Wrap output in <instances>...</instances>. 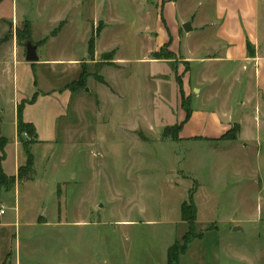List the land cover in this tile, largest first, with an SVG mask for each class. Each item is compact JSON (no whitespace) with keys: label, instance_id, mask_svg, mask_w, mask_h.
I'll list each match as a JSON object with an SVG mask.
<instances>
[{"label":"rangeland","instance_id":"374dc122","mask_svg":"<svg viewBox=\"0 0 264 264\" xmlns=\"http://www.w3.org/2000/svg\"><path fill=\"white\" fill-rule=\"evenodd\" d=\"M201 3L214 20L212 0L178 2V9L186 14ZM145 4L15 0L17 18L32 25L31 37L26 39L24 22L8 23L0 44L15 43L21 53L26 41L38 46L47 39L37 47L39 59L67 63L87 60L89 38L98 39L81 74L76 68L64 74L63 66L35 67L37 91L68 82L73 97L70 104L43 101L30 110L39 124L47 108L60 136L49 148L32 152L28 149L36 140L24 137L31 172L23 171L18 181L33 182L20 191L24 217L14 232L18 242L11 246L10 260L0 264L15 259L16 264H166L167 248L187 234L180 205L192 187L199 188L196 231L203 237L190 245L180 264H264V147L192 141L186 132L185 139L173 140L174 127L186 120L181 96L175 100L174 73L180 79L189 67L165 47L157 52L170 60L167 66L145 63L150 43L139 32L145 25L143 9L153 12ZM9 8L1 14L11 20ZM155 71L164 75L162 81L153 78ZM78 93L82 99L77 100ZM193 98L189 104L184 97L190 110L217 113L225 103ZM0 196L6 209L2 219L12 223L15 195L3 191ZM4 249L0 245V252Z\"/></svg>","mask_w":264,"mask_h":264},{"label":"crops","instance_id":"0c3cea01","mask_svg":"<svg viewBox=\"0 0 264 264\" xmlns=\"http://www.w3.org/2000/svg\"><path fill=\"white\" fill-rule=\"evenodd\" d=\"M141 1L147 2L145 5L153 9V12L144 11L143 9L145 25L139 32V35H142L150 43L146 49L145 63L152 67L165 64L167 66L168 62L165 61L170 60L163 61V59L155 57V54L158 53L157 51L165 47L179 64H187L189 67L188 72L180 78L182 92L184 97L189 100V104H192L193 97H196L195 99L198 97L220 98L225 102L223 103V108L216 111L217 113L199 109L190 110L189 117L180 126L176 136L177 139L206 140L215 143V145L229 142L235 147L243 143L245 148L255 144L257 147L263 148L264 1L212 0L214 20L210 19L202 9V3L195 9L183 14L178 9V2L185 3L187 0ZM14 2L15 0H0V35L5 31L3 26L11 23L16 27L19 22L29 23L32 34L31 23L23 16H20V19L17 18ZM9 5L12 12L11 20L6 19L5 15L1 14L3 10H10ZM64 22L61 21L60 24ZM185 23L191 25V31L188 33L182 29ZM97 39L98 36L94 39L93 55ZM43 45H35L36 54L37 47ZM85 60L67 61V63H64V61L60 60H41L38 57L36 63H27L25 61V48L24 52L20 53L15 43L0 44V134L7 139L3 149L4 156L1 168L5 176L16 179L14 186L10 190L0 189V193L13 191L15 195L14 206L11 208L13 212L12 223L2 219L6 215V209L0 196V207L4 208V214L0 218V245L5 246L4 251L0 252V263L6 259L10 260L11 246L13 242L17 245V235L14 232L21 227L20 222L22 217H24L19 207L20 191L24 189L23 187L33 182L17 180L19 168L25 166L27 162L26 148L22 141L19 140L17 134L18 107L22 106L23 122L32 124L36 132L35 140L37 143L33 144L28 150L32 152L34 147L49 148L60 136L56 125L53 124L54 119L48 118L51 114L45 108L43 109L45 118L38 124L29 115L30 110L43 103V101H47L46 104L48 106L59 107L66 103L70 104L73 91L68 88L67 82L63 83L58 89L40 93L36 90L35 67L37 63L42 66H63L65 67L63 70L64 74L69 73L72 68L78 69V74H81L82 64ZM89 60L90 55L86 61ZM113 62V65L117 67L121 63L117 59H114ZM43 74L48 77L47 71ZM153 74V78L162 81L164 75L161 76V73L156 71ZM168 74L173 73L170 72ZM174 77L173 79L176 80L177 74L174 73ZM23 89L29 97L22 94L21 90ZM221 91L222 94L219 96ZM174 92L176 100L179 94L177 82ZM80 96L83 95L79 94V98L76 97L78 98L77 100L82 99ZM231 99H233V103L230 106ZM236 114L238 121L232 122ZM182 122L180 121V124ZM231 131H236L234 140L225 137ZM184 132L187 133L185 138H183ZM260 152L258 151L256 156H260ZM183 179L185 178L183 177ZM191 189H194L193 201L196 206L197 226L198 207L196 200L199 188L192 187ZM191 189L188 190V194ZM34 220L33 216L32 225H35ZM190 245L187 252L181 257L180 263L182 258L188 255ZM14 264H16V259Z\"/></svg>","mask_w":264,"mask_h":264},{"label":"trees","instance_id":"16d2710c","mask_svg":"<svg viewBox=\"0 0 264 264\" xmlns=\"http://www.w3.org/2000/svg\"><path fill=\"white\" fill-rule=\"evenodd\" d=\"M25 27L28 30L27 37L26 39H30L31 37V28L29 23H25ZM58 33V29L54 30L51 34L50 37L56 36ZM46 39L41 41L39 45H43L45 43ZM88 51L90 55H93L94 52V37L92 36L91 39L89 40V47ZM155 57L157 59H162L161 56L156 53ZM177 85L179 87V95L181 96V107L184 108L185 111V119H187L190 115V109L187 106V103H184V94L182 92V87H181V81L176 78ZM75 82H71V84H74ZM74 91V89H72ZM34 100V99H33ZM186 101V100H185ZM187 102V101H186ZM17 117H18V122H17V134L18 138L20 141L23 142L25 146V136H28L31 138L33 141L36 138V132L34 129V126L29 123H25L22 120V106L18 107V112H17ZM184 120L180 125H177L174 127L176 134L180 130V126L185 122ZM235 133L236 131H231L227 133L225 136L227 139H235ZM232 134L231 137L228 135ZM177 139L176 136H174L173 140ZM7 143V139L2 137L0 134V189L4 188L6 191L10 190L12 186L14 185L16 179L14 177H7L3 173V170L1 168V162L4 156L3 149ZM26 148V154H27V162L25 166L19 168L18 174H17V180L21 179L22 176L24 175L22 172L24 171L25 174L28 171V173L31 172L28 168L31 167V156ZM27 168V170L25 169ZM193 194H194V189H191L188 194V199L187 201L183 202L180 206V218L183 223L186 224L187 226V234L182 237V243H179L178 241H175L168 249H167V258H166V263L167 264H180V259L181 257L187 252L188 246L195 240H200L203 237V234L200 232L196 231V206L193 201Z\"/></svg>","mask_w":264,"mask_h":264},{"label":"water","instance_id":"95a60500","mask_svg":"<svg viewBox=\"0 0 264 264\" xmlns=\"http://www.w3.org/2000/svg\"><path fill=\"white\" fill-rule=\"evenodd\" d=\"M182 29L188 33L191 31V25L189 23H185L182 26ZM24 48H25V61L27 63H36L38 61V57L36 54V46L33 45L30 41H26L24 43ZM238 121V116L236 114L235 118L232 120V122H237ZM240 230L239 228H235L234 231Z\"/></svg>","mask_w":264,"mask_h":264},{"label":"built area","instance_id":"2783aa9c","mask_svg":"<svg viewBox=\"0 0 264 264\" xmlns=\"http://www.w3.org/2000/svg\"><path fill=\"white\" fill-rule=\"evenodd\" d=\"M3 214H4V208L1 206L0 207V218L3 216Z\"/></svg>","mask_w":264,"mask_h":264}]
</instances>
